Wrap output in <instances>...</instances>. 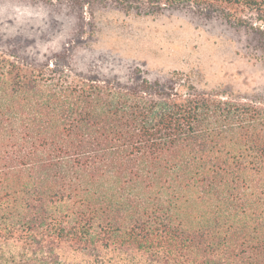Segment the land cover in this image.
<instances>
[{
    "label": "trees",
    "instance_id": "trees-1",
    "mask_svg": "<svg viewBox=\"0 0 264 264\" xmlns=\"http://www.w3.org/2000/svg\"><path fill=\"white\" fill-rule=\"evenodd\" d=\"M149 1L264 35V0ZM62 242L85 264L105 249L264 264V105L57 63L28 74L0 54V264H82L60 259Z\"/></svg>",
    "mask_w": 264,
    "mask_h": 264
},
{
    "label": "rangeland",
    "instance_id": "rangeland-1",
    "mask_svg": "<svg viewBox=\"0 0 264 264\" xmlns=\"http://www.w3.org/2000/svg\"><path fill=\"white\" fill-rule=\"evenodd\" d=\"M0 54L28 74L57 63L76 79L122 87L185 85L264 105V35L192 7L155 11L149 0L125 7L112 0H0ZM57 253L69 263L95 261L68 242ZM100 256V264H151L113 249Z\"/></svg>",
    "mask_w": 264,
    "mask_h": 264
}]
</instances>
